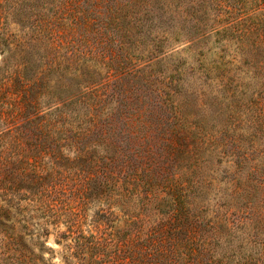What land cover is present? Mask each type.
<instances>
[{"label":"trees","instance_id":"16d2710c","mask_svg":"<svg viewBox=\"0 0 264 264\" xmlns=\"http://www.w3.org/2000/svg\"><path fill=\"white\" fill-rule=\"evenodd\" d=\"M173 4L0 0V264H264V0L186 2L231 107L201 135ZM147 88L170 115L120 112Z\"/></svg>","mask_w":264,"mask_h":264},{"label":"rangeland","instance_id":"374dc122","mask_svg":"<svg viewBox=\"0 0 264 264\" xmlns=\"http://www.w3.org/2000/svg\"><path fill=\"white\" fill-rule=\"evenodd\" d=\"M187 1L189 0H184V4L181 6L177 4L171 6L170 26L172 27L171 31L174 37H177V41L174 42L171 47H173L174 51L177 53L173 58H175V64H177L182 71L183 85L185 88L184 96L181 99V111L183 114L187 115L190 127H193V129L197 130L201 135V122L207 130H215L222 123L227 122L226 119L228 113H230L229 110L231 107L226 109L223 101L215 99L213 96H201V91L208 92L213 89V86L210 85L209 80L201 77V40H199L195 47H191L190 42H187L195 35L198 36L201 34V28L195 30L196 27L193 24L192 10L189 8L188 4H186ZM188 46L191 48L187 49ZM203 52L207 54L205 50ZM135 102L136 111L120 112L142 113L145 119H147V117L154 119L156 116L160 117L163 115L166 117L170 115L169 110L161 106L158 98L148 88L139 90L138 99ZM132 107H134V105ZM159 123L160 126L164 128L167 127L166 122ZM127 144L128 141L124 140L122 146L124 147ZM132 145L133 144L129 143V147ZM129 147H127V150H129ZM210 166H213L214 176L217 180L230 177L229 174L233 171L231 164L225 161L219 164L213 162ZM220 183L221 182H216L215 186L222 187ZM96 209V205L92 202L87 204V222L90 221ZM48 246L53 249H59L58 246L53 244L52 238H50ZM54 262L57 263V259H55Z\"/></svg>","mask_w":264,"mask_h":264}]
</instances>
